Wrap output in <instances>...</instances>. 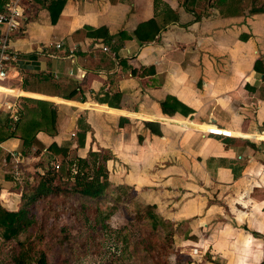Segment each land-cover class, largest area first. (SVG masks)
I'll use <instances>...</instances> for the list:
<instances>
[{
	"label": "crops",
	"instance_id": "0c3cea01",
	"mask_svg": "<svg viewBox=\"0 0 264 264\" xmlns=\"http://www.w3.org/2000/svg\"><path fill=\"white\" fill-rule=\"evenodd\" d=\"M51 1L23 3L10 39L0 206L19 209L12 171L39 172L51 144L108 152L120 185L184 196L168 218L197 228L191 264H264V0H64L55 24Z\"/></svg>",
	"mask_w": 264,
	"mask_h": 264
},
{
	"label": "rangeland",
	"instance_id": "374dc122",
	"mask_svg": "<svg viewBox=\"0 0 264 264\" xmlns=\"http://www.w3.org/2000/svg\"><path fill=\"white\" fill-rule=\"evenodd\" d=\"M104 153L112 158L108 152ZM45 160L35 163L40 166L39 172L27 166L17 167L19 174L22 173L23 187L36 182V175L45 171ZM108 163L112 174L109 175L110 189L119 191L120 204L107 199L83 207L77 198H56L51 205L38 204L34 210L38 219L36 229H31L27 237L32 247L27 251L32 264H36L39 251L46 253L48 264H186L189 259H196L198 250L191 244L200 239L197 228L194 230L189 225L192 220L181 222L168 218L178 206L170 200L184 199V196L170 197L155 192L150 194L153 199H147L139 195L138 189L120 185L118 176L124 172L111 169V160ZM207 191L206 199L211 202L218 199L213 190ZM146 205H154L155 212L164 219L161 231H153L142 219ZM97 209H100L98 213ZM24 239L25 235L21 234L17 240L7 242L0 235V264H14L16 243Z\"/></svg>",
	"mask_w": 264,
	"mask_h": 264
},
{
	"label": "trees",
	"instance_id": "16d2710c",
	"mask_svg": "<svg viewBox=\"0 0 264 264\" xmlns=\"http://www.w3.org/2000/svg\"><path fill=\"white\" fill-rule=\"evenodd\" d=\"M64 3V0H56L51 1L47 6L52 24L57 22ZM250 12L252 14L264 13V8H253ZM152 22L144 24V26H148ZM155 29L157 33V27ZM151 36L141 37V40L148 41L150 38L153 39L154 36ZM259 64L260 61L257 60L254 64V70L262 72L264 75V67L260 69ZM1 92H6V90L0 87ZM161 108L163 113L167 115L174 112L167 106L166 102L161 104ZM83 139L84 137L79 139V146L83 144ZM46 152L48 154L46 159L47 167L43 173L36 175V182L32 184L26 183V186L23 187V177H21V182L18 183L21 189L19 209L11 212L0 206V235L2 239L10 242L17 240L21 234L25 235L24 241H17L16 243L17 251L13 259L14 264H32V258L28 257V252L32 247L27 243V237L31 234L30 230H34L37 225L38 219L34 210L38 204H50L56 198H77L82 206L85 207V204L90 202L98 204L102 200L110 199L117 205L122 200L119 191L110 189L111 184L106 163L111 158L103 151H90L87 157L80 158L71 154L69 148L57 147V145L51 144ZM99 210L97 209V213ZM109 216L110 213L107 217ZM142 219L155 232L164 229L165 221L155 212L154 205H146L144 207ZM35 262L36 264H48L46 253L39 251ZM186 264H191V260L189 259Z\"/></svg>",
	"mask_w": 264,
	"mask_h": 264
},
{
	"label": "built area",
	"instance_id": "2783aa9c",
	"mask_svg": "<svg viewBox=\"0 0 264 264\" xmlns=\"http://www.w3.org/2000/svg\"><path fill=\"white\" fill-rule=\"evenodd\" d=\"M27 1L29 0H9L6 10L0 12V82L10 79L9 65L17 59V54L10 47V39L20 28L21 21L24 18L22 4ZM56 47L59 48L60 45L57 44ZM1 110L10 112L13 125L19 121L16 100L8 97L5 99L0 98ZM19 171L17 168L12 171V177L17 183H20L21 180Z\"/></svg>",
	"mask_w": 264,
	"mask_h": 264
}]
</instances>
